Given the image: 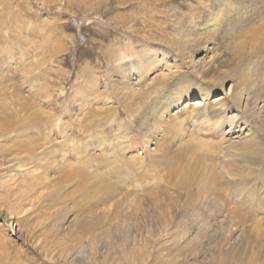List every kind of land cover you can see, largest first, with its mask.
<instances>
[{"label":"bare ground","instance_id":"1","mask_svg":"<svg viewBox=\"0 0 264 264\" xmlns=\"http://www.w3.org/2000/svg\"><path fill=\"white\" fill-rule=\"evenodd\" d=\"M142 1H147L158 11V5L167 0ZM190 4L186 18L187 41L198 43L195 52H202V59L196 61L191 53L171 52L162 47H149L139 54H126L120 48L117 57L108 59L107 64L112 67L105 73L103 90H99L101 85L97 82L98 88L93 92L88 93L89 89L87 93L75 91L77 97L73 95L72 121L65 143L49 149L37 142L27 149L19 140L22 136L16 134L18 127L10 120L0 123V167L11 168L22 162L24 155L40 160L44 153L52 154L58 150L66 157L58 159L57 163L67 169L56 182L46 185L49 170L55 171L47 165L41 184L45 185L43 189H49L57 196V205L64 211L68 213L73 208L78 212L75 216L84 221L89 232H107L108 223L101 224L105 216L103 206H114L115 212L110 214L118 218L121 207L134 198L132 210L135 215H139L146 205L157 218L173 216L177 219L182 234H177L179 237H175L172 247L176 248L178 259L181 253H186L185 259L202 255L206 249L203 237L214 235L215 222L224 217L225 228L236 224L241 232L233 234L230 230H221L218 243L223 246L231 240L240 241L238 250L234 251L239 258L237 261L253 264L259 260L263 264L264 216L260 213H264V0H194ZM123 16L116 14L110 20L119 21ZM121 22L125 25L124 20ZM131 35L138 37L133 32ZM207 58H210L208 63L203 62ZM227 58L230 63H226ZM160 68L169 74L159 80L149 79V74ZM207 78H211L210 83H205ZM227 83L226 95L208 100L214 88L225 89ZM112 88L120 91L117 102ZM193 94L200 95L205 102H182ZM187 113L193 118L192 124ZM60 119H56V125L64 135L68 125L66 127ZM225 124L230 130H224ZM34 125L38 127V121ZM197 127H204L208 132L221 130L220 138L205 140L196 132ZM133 137L138 139L141 150L129 155ZM4 138L10 143H1ZM228 150L248 154L242 161L245 168L238 173H229L234 183L238 181L239 190L247 188L241 194L247 214L228 207L223 197V183L218 182L222 176L216 166L225 170L231 167L225 161ZM37 186L42 187H2L0 200L10 194L30 198L31 187ZM66 186L82 191L74 199L73 190L65 193ZM89 186L94 188V194L84 196L90 192ZM20 210L24 207L18 214L22 212ZM0 212L4 215V223L10 225L12 233L21 239L22 229L14 208L5 210L2 207ZM248 231L255 235L247 236ZM189 236L191 238L186 239ZM181 240L184 244L180 247ZM80 252L79 249L70 253L75 257ZM173 258H169V262ZM155 260V264H159L158 259Z\"/></svg>","mask_w":264,"mask_h":264},{"label":"rangeland","instance_id":"2","mask_svg":"<svg viewBox=\"0 0 264 264\" xmlns=\"http://www.w3.org/2000/svg\"><path fill=\"white\" fill-rule=\"evenodd\" d=\"M190 2L194 0H167L160 3L156 11L142 0H0V123L10 120L14 127H18L16 134L22 136L19 140L27 149L33 148L37 142L44 144V148L50 149L51 146L52 149L61 142L65 143L70 133V108L73 98L77 97L75 91L79 89L84 93L89 89L88 93L93 92L98 88L97 82L101 85L99 90H103L105 73L112 67L107 64L108 59L117 57L120 48L126 54H139L149 47H162L171 52L191 53L196 61L202 59L204 54L195 52L198 43L187 41L186 18L191 10ZM116 14L124 15L121 19L125 25L121 19L110 20ZM209 59L203 62L208 63ZM164 74L169 72L163 68L155 69L149 74V79L159 80ZM187 74H190L189 70ZM210 81L211 78H207L205 83ZM225 86V89L214 88L208 100L226 95L228 83ZM111 93L117 102L121 97L120 91L112 88ZM186 100L205 102L196 94L182 102ZM122 115L125 117L124 112ZM186 116L192 124L191 114ZM57 118H61L60 122L66 127L68 125L64 135L56 125ZM36 121L38 127L34 125ZM197 128L196 132L205 140L220 138L221 130L208 132L204 131V127ZM224 128L225 131L230 130L228 124ZM107 130L110 132V129ZM80 136L83 137L82 134ZM134 138H131L129 155L141 150L138 139ZM1 143L8 144L10 140L4 138ZM228 151V158L223 159L231 167L225 170L216 166V171L222 176L218 182L221 180L223 183V197L228 207L247 214L246 203L241 198L247 188L239 190L238 181L234 183L229 173L242 171L245 168L242 163L244 155L248 154L238 150ZM64 154L56 150L52 154L44 153L40 160L24 155L23 161L11 168L0 167V192L2 187L42 186L31 187L30 198L10 194L0 200V208H14L22 229L19 239L12 233L11 226L4 223V215L0 212V264H155V259L159 264H240L234 252L238 250L240 241L231 240L223 246L218 243L221 241V230H230L233 234L241 232L236 224L225 228L224 217L215 222L214 235L203 237L206 253L195 259L190 256L185 259L183 256L186 253H181L178 259V252L172 247L173 241L182 234L176 224L177 219L173 216L157 218L156 213L152 215L149 212L151 207L146 205H143L139 215H135L132 210L134 198L121 207L122 213L118 218L110 214L115 212L114 206H103L105 216L101 224L108 223L107 232H89L84 221L75 216L78 212L73 208L68 213L64 211L61 205H57V196L49 189H43L45 185L41 184L47 165L55 171L49 170L44 182L46 185L56 182L62 171L67 169L57 163L58 159L66 157ZM237 179L240 180V177L237 176ZM89 187L90 192L84 193V196L94 194V188ZM64 189L65 193L73 190V197L82 191L73 186ZM260 190L263 192V189ZM68 204L72 205L70 201ZM22 207L24 210L18 214ZM161 210L165 212L164 208ZM248 233L251 238L255 235L254 232ZM184 240L178 244L180 247ZM79 249L82 252L78 256H71V251ZM170 256L176 257L179 262L175 258L169 262ZM253 264L262 262L256 260Z\"/></svg>","mask_w":264,"mask_h":264}]
</instances>
